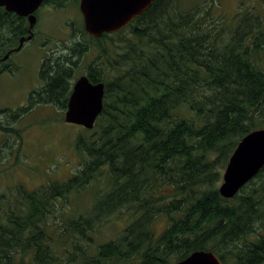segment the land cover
Listing matches in <instances>:
<instances>
[{
	"label": "trees",
	"instance_id": "1",
	"mask_svg": "<svg viewBox=\"0 0 264 264\" xmlns=\"http://www.w3.org/2000/svg\"><path fill=\"white\" fill-rule=\"evenodd\" d=\"M212 9L154 0L117 38H91L99 64L87 77L105 84L103 111L75 138V174L42 172L43 185L0 198V264H175L194 251L264 264V166L232 199L217 192L239 140L264 126V22ZM76 67L44 61L38 103L64 111ZM88 188L87 208L68 204ZM123 216L119 236L98 243Z\"/></svg>",
	"mask_w": 264,
	"mask_h": 264
},
{
	"label": "rangeland",
	"instance_id": "2",
	"mask_svg": "<svg viewBox=\"0 0 264 264\" xmlns=\"http://www.w3.org/2000/svg\"><path fill=\"white\" fill-rule=\"evenodd\" d=\"M191 3L197 4L204 11L213 3L212 14L216 19L223 17L228 20L248 14L259 15L264 22V0H191ZM71 15L74 18L77 17L74 13ZM64 17L65 14L58 13L46 19L49 30L54 31L56 24ZM77 25L79 28V24ZM82 39L90 50L81 48L80 55L74 59L77 67L74 68L75 76L71 81L72 84L79 76L86 74L90 64H99L96 60L98 51L91 47V40L86 41L85 37ZM118 53H120L119 50ZM40 55L42 54L38 55L30 50L23 55L22 58L28 65L24 74L0 75V109L9 110L8 118L10 119L8 124L0 127V198L17 186H23L30 191L43 185L46 179L44 180L45 176L41 175L42 172L63 180L68 174H75L80 168V158L75 151L74 142L78 134H85V132L79 126L63 122V110L57 106L44 105L23 116L21 113L13 112L22 100L25 102L24 98L28 91L41 87ZM58 55L62 56L60 53ZM47 57L50 55L45 50L42 61H46ZM255 63L264 72V52L256 57ZM32 102L34 104L33 100ZM0 117H3L2 112ZM21 117L23 119L20 122ZM0 121H2L1 118ZM14 129L19 132L20 139L14 133ZM223 170L220 172V177ZM220 183L221 179L217 187ZM90 198H92V190L88 188L80 195L71 197L68 204L77 211H83L89 206ZM124 218L125 216L120 219L113 217L99 227L95 233L97 242L103 243L116 239L121 230L130 223L129 220L124 221ZM165 226L166 220L158 218L154 225L157 234Z\"/></svg>",
	"mask_w": 264,
	"mask_h": 264
},
{
	"label": "water",
	"instance_id": "3",
	"mask_svg": "<svg viewBox=\"0 0 264 264\" xmlns=\"http://www.w3.org/2000/svg\"><path fill=\"white\" fill-rule=\"evenodd\" d=\"M43 0H0V7L20 16H29ZM154 0H80L84 31L91 37H100L125 28L144 13ZM105 84L91 83L87 76H79L72 85L63 114L67 124L92 130L104 107ZM264 166V128L255 129L237 143L221 177L217 192L223 199H232ZM175 264H222L209 251H194Z\"/></svg>",
	"mask_w": 264,
	"mask_h": 264
},
{
	"label": "flooded vegetation",
	"instance_id": "4",
	"mask_svg": "<svg viewBox=\"0 0 264 264\" xmlns=\"http://www.w3.org/2000/svg\"><path fill=\"white\" fill-rule=\"evenodd\" d=\"M79 4L80 0H43L40 6L32 13L34 17L32 26L29 16H20L6 11L4 7H0V75L24 74L28 65H26L22 57L29 50L38 53V55L42 54L40 55V67H42L45 50L50 55L46 60H59L64 56H68L74 62V59L80 55L81 48L87 51L90 50L89 46L83 41V37H85L86 41L91 40V38L100 39L104 36L117 38L120 31L102 34L99 38L86 34ZM58 13L65 14V17L56 24L54 31H51L46 25V19H50ZM71 13H74L77 17L74 18ZM134 21L129 23V25ZM77 24H79V28H77ZM74 49L77 52L72 54V50ZM59 53L62 56L58 55ZM39 81L42 87L43 80L41 77ZM40 97L39 89L32 90L31 92L28 91V94L24 98L25 102L22 100L14 108L13 112L21 113L23 116L27 112H31L33 109L42 106L38 103ZM1 112L3 117H0L2 120L0 121V127L5 126L10 121L8 118L9 110L0 109ZM22 119L23 117L19 121L21 122Z\"/></svg>",
	"mask_w": 264,
	"mask_h": 264
},
{
	"label": "bare ground",
	"instance_id": "5",
	"mask_svg": "<svg viewBox=\"0 0 264 264\" xmlns=\"http://www.w3.org/2000/svg\"><path fill=\"white\" fill-rule=\"evenodd\" d=\"M84 52V51H83Z\"/></svg>",
	"mask_w": 264,
	"mask_h": 264
}]
</instances>
